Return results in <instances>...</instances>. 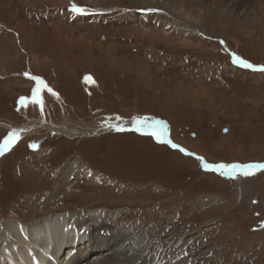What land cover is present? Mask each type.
Segmentation results:
<instances>
[{"label": "rangeland", "instance_id": "obj_1", "mask_svg": "<svg viewBox=\"0 0 264 264\" xmlns=\"http://www.w3.org/2000/svg\"><path fill=\"white\" fill-rule=\"evenodd\" d=\"M144 4L0 0V145L36 124L0 154V236L8 221L84 211L135 226L143 264H264V169L219 168L264 165V71L233 60L264 68V2ZM29 76L47 86L42 105L20 104ZM131 121L162 126L179 149L114 129Z\"/></svg>", "mask_w": 264, "mask_h": 264}, {"label": "bare ground", "instance_id": "obj_2", "mask_svg": "<svg viewBox=\"0 0 264 264\" xmlns=\"http://www.w3.org/2000/svg\"><path fill=\"white\" fill-rule=\"evenodd\" d=\"M104 1L107 2V0ZM137 1H141L142 4L145 3L144 6L148 4V7L155 5L157 8L175 10L172 8V3L177 0H161V3L158 0ZM227 1L229 3L233 2L232 8L235 7L237 10H241L247 0ZM260 1L261 5H263L262 2L264 0ZM185 7L181 9L184 10ZM184 13V11L179 13V18L183 19L185 17ZM168 16L172 22H175L176 19L173 15L168 14ZM225 17L227 18V23H230L231 17L229 15ZM246 17L248 15L242 17L234 16L239 21L244 18L242 20L244 22L247 20L245 19ZM261 20L264 21V18ZM26 26V22H17L15 27L19 32L24 33L29 28ZM118 32L122 31L118 30ZM151 34L156 36L158 32L152 31ZM101 55L104 57L108 56L102 53ZM191 94H195V92H191ZM33 125L36 126L35 123H30L19 129H11V131L16 134L27 132L30 129H34L30 128ZM41 125L46 126L48 129L53 128L56 130L58 128L57 126L51 127L43 123ZM127 127L137 130V121L124 123L118 127L115 126L114 129L124 130ZM72 129L71 126L65 123L60 125L57 132H63L67 136L79 134ZM138 131L140 133L152 132L155 137L158 134L160 135V140L163 139V142L167 143L165 129L162 126L156 124L144 125ZM101 222L100 218H96L94 213L84 211L56 214L46 217L30 227L23 226L17 221H8L0 236V264H143V252L146 246L141 241L138 229L135 226L117 228L108 224L103 225ZM41 255H44L45 258L40 261ZM93 255L96 257L94 261L90 260ZM183 260L165 264H190L189 261L191 260L188 258L185 259V262Z\"/></svg>", "mask_w": 264, "mask_h": 264}, {"label": "snow or ice", "instance_id": "obj_3", "mask_svg": "<svg viewBox=\"0 0 264 264\" xmlns=\"http://www.w3.org/2000/svg\"><path fill=\"white\" fill-rule=\"evenodd\" d=\"M71 11L77 13V14H83L84 12V9L73 4L72 7H71ZM233 60L236 64H238L239 66L241 67H244V68H249V69H253V70H258V71H264V68H259V69H255L254 66L248 62H246L245 60H243L242 58H240L239 56H235L233 55ZM30 79H33L35 80L36 82V88L34 89V96L31 98V100H29L28 98H21L20 100V104L22 106H27L28 103H32V104H40L42 105L43 104V101L41 99V96H40V93L42 90H44L45 88H47L45 82L40 79L39 77H31L29 76ZM88 80H90L91 78H87ZM87 82V81H86ZM49 92H51V89H47ZM53 95H55V93H52ZM146 124V121H137V130L140 129V127H143L144 125ZM156 138L158 140H160V135H156ZM18 140V134L16 133H13L11 136H9L6 140H4L3 142V145H0V153L4 152V151H7V150H10V148L13 146V144ZM173 147H176V145H172ZM35 147V146H33ZM182 151V149H181ZM202 159V158H200ZM205 169H209V170H215L213 168L212 165H208V164H205L204 165ZM238 166H228V165H219V168L221 170H224L226 172H231V171H234ZM254 168H261V169H264V165H260V164H255V165H248L246 166V168H244L243 170V174L244 175H250L251 174V170L254 169Z\"/></svg>", "mask_w": 264, "mask_h": 264}, {"label": "water", "instance_id": "obj_4", "mask_svg": "<svg viewBox=\"0 0 264 264\" xmlns=\"http://www.w3.org/2000/svg\"><path fill=\"white\" fill-rule=\"evenodd\" d=\"M124 130H127V129H124ZM132 130H134V131H136L137 133H140L138 130H135V129H132ZM108 132H112V131H108ZM141 134V133H140ZM142 135H144V134H142ZM151 135H153V133L151 134ZM154 136V135H153ZM167 142H168V145L171 147V148H174V149H179L177 146L176 147H173L172 145H174L171 141H169V140H167ZM180 150H181V148H180ZM182 152L183 153H186L183 149H182ZM233 166V165H232ZM235 166H238L237 168L238 169H243L244 170V168H246L245 166H243V165H235ZM236 168V169H237Z\"/></svg>", "mask_w": 264, "mask_h": 264}, {"label": "clouds", "instance_id": "obj_5", "mask_svg": "<svg viewBox=\"0 0 264 264\" xmlns=\"http://www.w3.org/2000/svg\"><path fill=\"white\" fill-rule=\"evenodd\" d=\"M225 177V176H224Z\"/></svg>", "mask_w": 264, "mask_h": 264}]
</instances>
